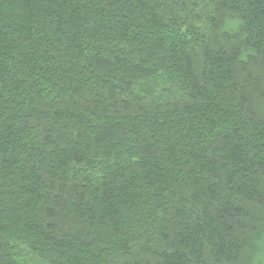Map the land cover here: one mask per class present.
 I'll return each mask as SVG.
<instances>
[{"label": "trees", "instance_id": "obj_1", "mask_svg": "<svg viewBox=\"0 0 264 264\" xmlns=\"http://www.w3.org/2000/svg\"><path fill=\"white\" fill-rule=\"evenodd\" d=\"M263 238L264 0H0V264Z\"/></svg>", "mask_w": 264, "mask_h": 264}, {"label": "rangeland", "instance_id": "obj_2", "mask_svg": "<svg viewBox=\"0 0 264 264\" xmlns=\"http://www.w3.org/2000/svg\"><path fill=\"white\" fill-rule=\"evenodd\" d=\"M260 241V240H259ZM262 241V243L264 244V238H263V240H261ZM262 244V245H263ZM261 245V246H262ZM261 249H263V247L261 248ZM260 254V253H259ZM259 254L257 255V251H256V253H252V257L250 258V262H251V264H256L257 263V257L259 256ZM263 261H264V259H263Z\"/></svg>", "mask_w": 264, "mask_h": 264}]
</instances>
